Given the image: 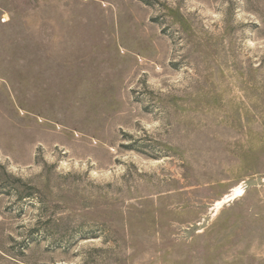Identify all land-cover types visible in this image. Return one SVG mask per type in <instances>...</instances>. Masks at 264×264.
<instances>
[{
  "label": "rangeland",
  "instance_id": "rangeland-1",
  "mask_svg": "<svg viewBox=\"0 0 264 264\" xmlns=\"http://www.w3.org/2000/svg\"><path fill=\"white\" fill-rule=\"evenodd\" d=\"M0 264H264V0H0Z\"/></svg>",
  "mask_w": 264,
  "mask_h": 264
}]
</instances>
